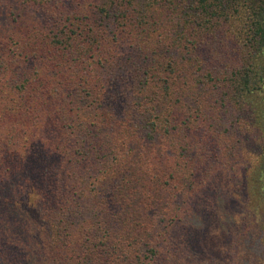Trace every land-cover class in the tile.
Instances as JSON below:
<instances>
[{
  "label": "trees",
  "instance_id": "trees-1",
  "mask_svg": "<svg viewBox=\"0 0 264 264\" xmlns=\"http://www.w3.org/2000/svg\"><path fill=\"white\" fill-rule=\"evenodd\" d=\"M261 208L264 0H0V264H264Z\"/></svg>",
  "mask_w": 264,
  "mask_h": 264
},
{
  "label": "rangeland",
  "instance_id": "rangeland-1",
  "mask_svg": "<svg viewBox=\"0 0 264 264\" xmlns=\"http://www.w3.org/2000/svg\"><path fill=\"white\" fill-rule=\"evenodd\" d=\"M263 212H264V208H261L259 214L257 215V225H259V227H260L261 224H262V220H264V219L261 218V215L264 214ZM259 227H258V228H259ZM256 228H257V227H256ZM263 248H264V243H263ZM218 263L220 264V260H219ZM253 264H258V261L254 262Z\"/></svg>",
  "mask_w": 264,
  "mask_h": 264
}]
</instances>
